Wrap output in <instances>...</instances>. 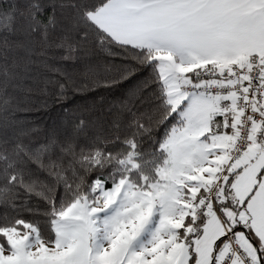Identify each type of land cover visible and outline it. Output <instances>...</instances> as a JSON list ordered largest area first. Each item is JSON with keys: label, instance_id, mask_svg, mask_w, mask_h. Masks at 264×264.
<instances>
[{"label": "snow or ice", "instance_id": "6c2138e0", "mask_svg": "<svg viewBox=\"0 0 264 264\" xmlns=\"http://www.w3.org/2000/svg\"><path fill=\"white\" fill-rule=\"evenodd\" d=\"M0 264H264V0H0Z\"/></svg>", "mask_w": 264, "mask_h": 264}, {"label": "trees", "instance_id": "16d2710c", "mask_svg": "<svg viewBox=\"0 0 264 264\" xmlns=\"http://www.w3.org/2000/svg\"><path fill=\"white\" fill-rule=\"evenodd\" d=\"M92 100L90 98L80 99L77 98L75 101L74 107L84 104H91ZM38 119L42 122L41 126L43 127L44 123L52 125L55 127L57 125V121H60V130L63 131L65 127H67L66 119L61 116L60 109L58 107L51 108L47 113L41 112L38 116ZM93 132H99L100 128L91 129Z\"/></svg>", "mask_w": 264, "mask_h": 264}]
</instances>
